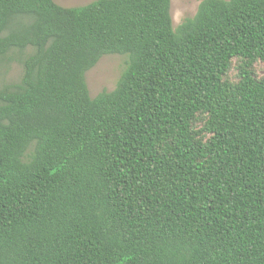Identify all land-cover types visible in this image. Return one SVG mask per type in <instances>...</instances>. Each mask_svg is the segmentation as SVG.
Listing matches in <instances>:
<instances>
[{"label":"trees","instance_id":"trees-1","mask_svg":"<svg viewBox=\"0 0 264 264\" xmlns=\"http://www.w3.org/2000/svg\"><path fill=\"white\" fill-rule=\"evenodd\" d=\"M170 3L0 0V264H264V0Z\"/></svg>","mask_w":264,"mask_h":264},{"label":"rangeland","instance_id":"rangeland-1","mask_svg":"<svg viewBox=\"0 0 264 264\" xmlns=\"http://www.w3.org/2000/svg\"><path fill=\"white\" fill-rule=\"evenodd\" d=\"M62 7H78L95 0H53ZM202 0H171L170 15L173 28H177L185 19L194 16L198 4ZM126 56L107 55L101 57L89 71L85 73V81L91 98L103 91H112L125 68ZM255 72L260 77L264 75V68L256 65ZM21 65L11 62L0 67V87L4 84L17 83L21 77ZM236 70L233 68L229 74L230 79H235Z\"/></svg>","mask_w":264,"mask_h":264}]
</instances>
